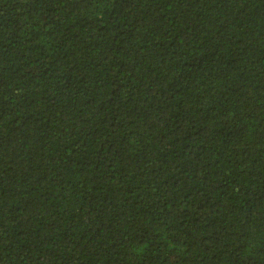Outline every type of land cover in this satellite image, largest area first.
Masks as SVG:
<instances>
[{"label": "trees", "instance_id": "obj_1", "mask_svg": "<svg viewBox=\"0 0 264 264\" xmlns=\"http://www.w3.org/2000/svg\"><path fill=\"white\" fill-rule=\"evenodd\" d=\"M0 264H264V0H0Z\"/></svg>", "mask_w": 264, "mask_h": 264}]
</instances>
